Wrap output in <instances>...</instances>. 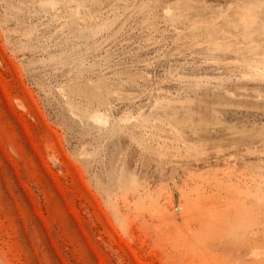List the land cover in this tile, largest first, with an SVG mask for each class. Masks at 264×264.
I'll return each instance as SVG.
<instances>
[{"label":"rangeland","instance_id":"obj_1","mask_svg":"<svg viewBox=\"0 0 264 264\" xmlns=\"http://www.w3.org/2000/svg\"><path fill=\"white\" fill-rule=\"evenodd\" d=\"M0 264H264V0H0Z\"/></svg>","mask_w":264,"mask_h":264}]
</instances>
